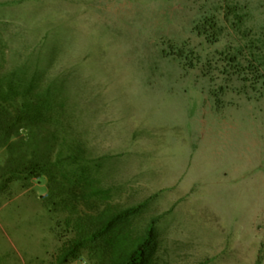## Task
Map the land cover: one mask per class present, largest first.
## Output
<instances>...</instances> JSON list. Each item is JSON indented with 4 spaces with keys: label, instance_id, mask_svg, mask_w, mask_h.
<instances>
[{
    "label": "rangeland",
    "instance_id": "rangeland-1",
    "mask_svg": "<svg viewBox=\"0 0 264 264\" xmlns=\"http://www.w3.org/2000/svg\"><path fill=\"white\" fill-rule=\"evenodd\" d=\"M15 68L62 99L109 200L140 206L134 233L156 220L162 264H264V0H0ZM47 186L0 169V264L54 262Z\"/></svg>",
    "mask_w": 264,
    "mask_h": 264
},
{
    "label": "trees",
    "instance_id": "trees-1",
    "mask_svg": "<svg viewBox=\"0 0 264 264\" xmlns=\"http://www.w3.org/2000/svg\"><path fill=\"white\" fill-rule=\"evenodd\" d=\"M207 25L215 37L217 23ZM231 57L239 65L238 54ZM38 87L35 74L18 76L16 68L0 72V150L5 152L0 169L6 181L47 179V205L66 214L52 264L81 257L90 264H162L156 255V220L145 234L134 233L131 218L140 206L109 200L111 190L84 165V144L61 133L62 99Z\"/></svg>",
    "mask_w": 264,
    "mask_h": 264
}]
</instances>
